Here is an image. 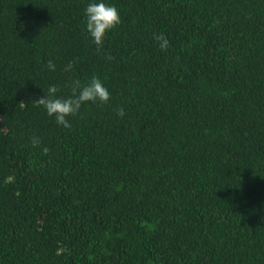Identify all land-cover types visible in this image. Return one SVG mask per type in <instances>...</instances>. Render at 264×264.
Returning a JSON list of instances; mask_svg holds the SVG:
<instances>
[{
    "label": "trees",
    "instance_id": "obj_1",
    "mask_svg": "<svg viewBox=\"0 0 264 264\" xmlns=\"http://www.w3.org/2000/svg\"><path fill=\"white\" fill-rule=\"evenodd\" d=\"M107 2L0 0V264H264V0Z\"/></svg>",
    "mask_w": 264,
    "mask_h": 264
},
{
    "label": "clouds",
    "instance_id": "obj_2",
    "mask_svg": "<svg viewBox=\"0 0 264 264\" xmlns=\"http://www.w3.org/2000/svg\"><path fill=\"white\" fill-rule=\"evenodd\" d=\"M84 26L88 35L93 38L96 44L103 42L108 32L121 23L119 10L114 4L107 0H88L84 9ZM161 50H166L169 41L160 35L156 37ZM48 68L55 70V64L48 62ZM73 95L66 99L56 96L57 87L49 86L47 95H43L36 103L42 105L48 116L55 118V122L65 128L70 127L69 117L75 116L83 105L88 103H107L110 99V92L104 86L103 81L97 77H92L90 82L84 85L80 81L73 82ZM119 115L123 116V109L119 110ZM32 143L38 144L37 138L33 137Z\"/></svg>",
    "mask_w": 264,
    "mask_h": 264
}]
</instances>
